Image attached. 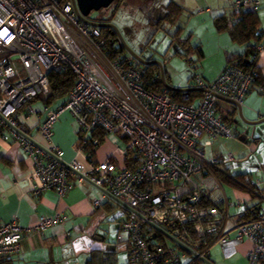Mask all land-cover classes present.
<instances>
[{"label": "built area", "instance_id": "built-area-1", "mask_svg": "<svg viewBox=\"0 0 264 264\" xmlns=\"http://www.w3.org/2000/svg\"><path fill=\"white\" fill-rule=\"evenodd\" d=\"M233 6L258 12L261 0H235ZM94 23L79 18L72 0H0V138L19 145L30 159L34 197L54 192L61 202L82 174L77 162H62L61 149L52 144L61 116L68 113L82 136L80 152L92 132L108 137L96 150L98 163L81 179L134 211L121 223L127 238L118 237L127 247V264H214L213 246L232 260L245 242L251 244L249 264H264V201L253 221L240 223L237 215L250 203L232 199L216 173L235 158L227 150L211 155L208 150L221 139L237 138L218 113L226 102L243 106L254 72L231 65L214 83L197 77L202 97L192 105L178 104L167 92L148 89L145 66L111 59ZM255 50L262 61L264 41ZM67 71L75 76L74 88L67 103L48 114L39 99L49 95L50 75ZM101 148L107 149L105 156ZM127 153L131 161L117 163ZM101 207L94 202L95 209ZM65 220L59 213L41 216L27 229L15 220L0 225V264L20 253L25 235L44 241Z\"/></svg>", "mask_w": 264, "mask_h": 264}, {"label": "rangeland", "instance_id": "rangeland-1", "mask_svg": "<svg viewBox=\"0 0 264 264\" xmlns=\"http://www.w3.org/2000/svg\"><path fill=\"white\" fill-rule=\"evenodd\" d=\"M234 1L120 0L108 11L107 17L116 13L110 25L117 29L126 55L131 56L132 53L146 61L158 63L163 66L164 84L177 90H189L194 89L195 76H202L203 80L215 81L225 67L228 52L231 53L233 50L240 54L244 52L243 47L231 43L227 33H218L214 25L215 18L224 15L230 18L236 12ZM171 2H175L181 8L176 20L163 21L157 25L159 20L168 15L167 7ZM259 16L264 28V0H261ZM99 17V13L93 12L88 20L94 21ZM179 29H183L180 32L181 40L191 37L192 46L202 48L205 54L202 64L198 62V55L194 51L192 53L190 49L192 56L190 55L187 60L177 55L186 54L176 39ZM189 61L197 62L196 67L198 66L199 70L193 69ZM52 111L53 108L48 114ZM242 118L237 117L240 139H221L209 147V154L220 149L227 150L235 158V161L228 165L230 172L233 175H249L253 185L264 188V138L257 151L252 149L254 133L263 132V127L246 124L249 122L245 121V117ZM110 141L115 143L113 140ZM106 150L101 148L100 155L105 156ZM119 160L121 161V158ZM227 190L232 199L243 198L242 195H234L231 189L227 188ZM107 203L110 204L108 200L105 204ZM113 204L111 210L101 208L83 221L81 223L83 232L71 231L74 244L60 245L58 242L52 247L55 264H86L91 256L89 251L95 249L105 254L115 253L119 264L128 263L127 247L118 243L119 236L127 238L126 233L121 230V223L127 220V216L123 208ZM250 250L251 244L245 242L237 248V256L234 259L225 260L221 247L215 246L211 251L212 261L215 264H249ZM43 257L48 260L47 256Z\"/></svg>", "mask_w": 264, "mask_h": 264}, {"label": "crops", "instance_id": "crops-1", "mask_svg": "<svg viewBox=\"0 0 264 264\" xmlns=\"http://www.w3.org/2000/svg\"><path fill=\"white\" fill-rule=\"evenodd\" d=\"M262 30L264 31L263 25ZM236 53L238 52L234 50L231 53L228 52V54ZM259 68L264 80V58L259 62ZM223 71L219 77L222 75ZM219 77L215 81H217ZM215 81L204 80V83L211 84ZM193 87L197 89L196 86ZM220 111H222V113H218L219 118H221V116L225 118L232 117L234 120L237 138L233 140L240 139L237 128L238 116L240 118L244 116L245 118H243L245 121L249 123H258L256 124L257 126L263 127V132L258 133L255 131L254 133L255 140L253 141L252 149L257 151V147L264 138V87L256 85L254 89L251 90L244 100L241 111L238 106L231 102H226ZM34 123L35 120L32 121V125ZM227 125L229 124L227 123ZM78 133V127L75 125L70 115L64 113L55 128L52 144L61 149L59 158L62 162H77L81 167L82 174L85 176L89 174L91 166L85 154L79 150ZM37 139L41 141L39 137H37ZM32 173V163L27 155H25L22 148L15 143L4 142L0 138V225L8 224L15 220L20 228L27 229L36 226L41 216L50 217L61 213L66 217L63 225H59L47 232L46 240L44 241H42L37 234H33L32 236L25 235L21 243L20 253L11 261L1 264H55L54 250L52 247L58 242L60 245L65 243L69 245L74 244L71 231L83 232L84 228L81 225L83 221L103 208L107 200L109 203H113V200L108 198L99 188L89 181H83L81 179L82 174L81 176L75 177L73 189L61 202L58 201L54 192L44 193L35 198L29 183V177ZM259 188L264 191V188ZM231 191L236 196L242 195L243 198L237 199H249L246 195L233 188ZM96 201L101 203V208H94V202ZM91 252L89 251V253ZM43 256H47L48 260Z\"/></svg>", "mask_w": 264, "mask_h": 264}, {"label": "trees", "instance_id": "trees-1", "mask_svg": "<svg viewBox=\"0 0 264 264\" xmlns=\"http://www.w3.org/2000/svg\"><path fill=\"white\" fill-rule=\"evenodd\" d=\"M61 1L64 3L66 0H61ZM119 2L120 0H116V2L113 5L118 4ZM111 8L99 12L100 17L97 20H94L93 22L98 24H111L112 19L114 20V18L116 17V13L107 17V13ZM180 9L181 8L175 2H171L167 7L168 15L162 20H159L157 25H160L163 21H167V20L170 22H174V20H176L177 14ZM214 25L218 33L228 34L230 41L233 45H237L244 48V53L241 55L240 53L227 54L225 69L228 66L233 65L242 70L248 72H254L256 78L252 90L256 85H260L264 87V80L262 74L260 73L259 62L255 58L256 57L255 47L264 41V31L262 30V22L259 16V11L253 12V11L236 10V12L233 13L230 16V18H228L226 15L215 18ZM182 30L183 29L178 30V32L176 33V39L178 40L180 47L184 49L186 54H177V55L187 60L190 55L192 56V53L194 51L198 55V62L201 63V61L205 58V54L202 48L201 47L194 48L191 44V37L188 38L187 40H181L180 32ZM101 32H102V39L106 43L105 52L109 53L111 59H117L118 57H123L124 60L127 62L135 61L134 59H132L131 56L126 55L124 48H123L124 50L122 51V49L120 48V42L118 41V38L113 30L101 29ZM189 49L192 51V53L189 52ZM189 65L193 69L199 70L198 66L196 67V65H198L197 62L189 61ZM146 69L148 73V82L146 83V85L149 90L156 93L167 92L174 99L176 103L183 105H192L202 97V93L199 92L185 95L181 93H174L167 90L165 88V85L163 84V79H164L163 66H162V70L157 65L146 67ZM197 77H199L204 82L202 76H195L193 81L194 83L193 86L196 87H197V83L195 80ZM74 85H75V76L69 71L59 74H51L49 95L45 98H40L39 101L43 104L45 108L48 107L50 110L52 108L53 110H55L57 107L63 106L67 103L69 93L74 88ZM219 113H222V111H220ZM220 119H222L223 122H225L226 124L228 123L229 126L231 125V127L232 124L233 127L235 126L232 117L225 118L221 116ZM78 135L79 138L82 139L81 134L78 133ZM88 137H89L87 141L88 144L84 149L85 150L84 154L90 165L97 164L98 161L95 156L96 150L99 149L101 145L107 142L108 137L106 133L101 130L98 132L96 131L92 132ZM95 140H97L98 142ZM95 142H97V145H94ZM130 155H131L130 153H127L125 157H121V161L123 163L130 162L131 161ZM119 161L120 160L117 159V163H119ZM216 173L218 175V178L224 183L225 186H227L230 189L233 188L249 198L248 203H250V205H246L245 207H243L239 215H237L238 221L240 223H247L253 221L257 216V211L259 206L264 201V191L260 189L258 186L253 185L252 183L250 184L244 183L245 178L249 177V175H233L232 173H230V170L228 168H226V171L223 173L220 172H216ZM113 203L105 204L103 208L107 210H111V208H113L114 205ZM125 215L127 216V218L130 217V213H128L127 211H125ZM212 242L213 239H210L208 241L207 244L208 249L212 246L213 244ZM90 254L91 256L87 261V264H119L117 255L115 253L105 254L101 251L92 250ZM210 258L212 261V255Z\"/></svg>", "mask_w": 264, "mask_h": 264}, {"label": "water", "instance_id": "water-1", "mask_svg": "<svg viewBox=\"0 0 264 264\" xmlns=\"http://www.w3.org/2000/svg\"><path fill=\"white\" fill-rule=\"evenodd\" d=\"M72 1H73V4H74V7H75L76 11L78 12L79 18L82 21H84V22H88V17L91 15V13H93V12L99 13L102 10H108L116 2V0H72ZM93 25L96 26V27H99L100 29L113 30L114 33H116V35L118 36V41L120 42V48L122 49V51L124 50L123 49L122 39H121V37H120L117 29L113 25H110V24H98V23H94ZM130 54H131L132 59H134L136 62L142 64L143 66L150 67V66H153V65H157L162 70V66L159 65L158 63L148 62V61H146L144 59H141L140 57H138L136 55H133L132 53H130ZM163 84H164V79H163ZM164 85H165V88L167 90H169L171 92H174V93H181V94H185V95H189L191 93H196V92L201 93V91L198 90V89L177 90V89H173V88L169 87L166 84H164ZM239 110L241 111V108H239ZM241 118H242V116H241ZM246 124H249L251 126L252 125L256 126V124H258V123H246ZM100 191H102L103 193H105L108 198H110L111 200H113L118 206H120L121 208H123L128 213L135 214L133 210L129 209L126 205L122 204L120 201H118L116 199H113L103 189H100ZM170 240H172V239L170 238ZM173 242L174 243H177L176 241H173ZM183 248H184L185 251H188V248L187 247H183Z\"/></svg>", "mask_w": 264, "mask_h": 264}, {"label": "bare ground", "instance_id": "bare-ground-1", "mask_svg": "<svg viewBox=\"0 0 264 264\" xmlns=\"http://www.w3.org/2000/svg\"><path fill=\"white\" fill-rule=\"evenodd\" d=\"M143 66V65H142Z\"/></svg>", "mask_w": 264, "mask_h": 264}]
</instances>
